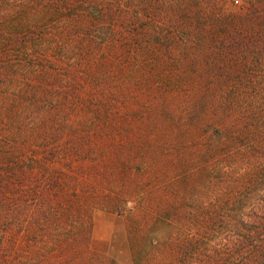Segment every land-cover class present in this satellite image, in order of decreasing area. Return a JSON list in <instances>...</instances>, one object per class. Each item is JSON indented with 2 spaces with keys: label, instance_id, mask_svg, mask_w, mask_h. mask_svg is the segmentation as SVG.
<instances>
[{
  "label": "trees",
  "instance_id": "obj_1",
  "mask_svg": "<svg viewBox=\"0 0 264 264\" xmlns=\"http://www.w3.org/2000/svg\"><path fill=\"white\" fill-rule=\"evenodd\" d=\"M246 1L224 13L222 0H0V106L27 107L0 125L24 133L1 141V161L44 171L27 228L45 230L29 246H57L42 264H64L90 228L83 212L102 207L88 163L146 152L132 138L150 134L155 158L140 160L157 167L156 195L137 209L152 236L149 249L131 238L134 263L264 264V0ZM181 95L188 118L170 134L154 113Z\"/></svg>",
  "mask_w": 264,
  "mask_h": 264
},
{
  "label": "rangeland",
  "instance_id": "obj_2",
  "mask_svg": "<svg viewBox=\"0 0 264 264\" xmlns=\"http://www.w3.org/2000/svg\"><path fill=\"white\" fill-rule=\"evenodd\" d=\"M222 2L225 8L224 13H239L247 4L246 0H222ZM7 86L3 85L0 87V96L2 93H8L6 89H3ZM185 98V95H181L171 99L175 102L174 106L168 105L169 112H160V115L154 113L157 115L156 121L166 127L170 134H172V131L175 133V124L183 125L184 127L185 123L183 121L188 118L185 110L187 106ZM6 106H0V125H9L11 123H6L5 119H7V114H11L14 109L18 113L16 120L22 121L23 119L25 122L27 121V107H24V104L20 105V107L25 109L17 107L18 105L10 107L11 105L7 104ZM44 107L46 108V104L31 114L37 117L39 122H43L41 116L45 118ZM151 109H146L145 113L153 112ZM150 117L154 118L153 113ZM16 127L17 130H1L0 128V145L3 146V149L9 147L7 144H3L8 142L5 139L11 137L21 138L23 136V129L19 130L17 125ZM152 128L153 126L150 129L156 132V129ZM13 132L18 133L20 136H14ZM132 141L134 147L137 142L143 141L147 151H137L134 154L116 152L115 155H111V159L106 161V163L105 161L97 162L99 163L97 167H93L92 162L88 163V172L101 171V174L97 176L98 178L92 179L91 182L98 189V197L95 198V201H98L97 203L102 205V207L89 208L83 212L85 214H82L80 218L85 217L87 223H90V228L87 235L78 243H74L71 249L66 248L60 253L66 260L64 264H112L111 261H115L118 264H135L131 238L138 236H140L137 241L139 245L141 247L146 246L149 249V238L152 235L149 234L151 233L150 231H146L142 237L140 228L144 227H140L143 221L137 207L142 200L146 201L147 207H151V203L155 200L154 175L157 167L153 163L143 164L140 160L143 157L155 158V153L152 154V151L155 150V134L142 135L138 140L136 135L132 138ZM165 149L166 152L173 151L171 150V144L168 142L165 144ZM138 153L142 154L138 155ZM2 156L3 153H0V172L3 173L4 177H9V183L5 186L0 185V234L2 233L6 236L0 235V242H6V245L0 249V264H42L43 253L50 248L41 249L40 251L34 246H29V242L31 237L37 235V233H39V236L45 235V230L42 228H36V230L30 228L28 231L27 228L33 224L31 222L34 217H39L38 212H36L37 209L33 206V190L38 189V185L44 183V171L39 169L30 171L27 169V172H18L13 175L7 159L1 161ZM40 156L33 157L40 159ZM167 169L170 171L169 168ZM144 181H148V183L146 182L147 190L142 188ZM80 218L78 215L74 220L77 222ZM21 227L22 229H20ZM66 229L69 228H59L56 234H63ZM50 250L55 252L57 246H52Z\"/></svg>",
  "mask_w": 264,
  "mask_h": 264
}]
</instances>
